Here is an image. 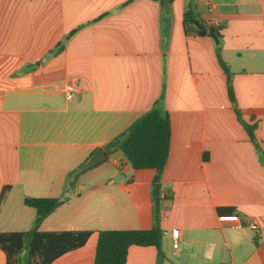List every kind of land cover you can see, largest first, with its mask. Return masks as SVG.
<instances>
[{"label":"crops","instance_id":"crops-1","mask_svg":"<svg viewBox=\"0 0 264 264\" xmlns=\"http://www.w3.org/2000/svg\"><path fill=\"white\" fill-rule=\"evenodd\" d=\"M123 1L0 0V232L31 228L36 211L23 198L60 196L68 171L162 95L170 139L159 226L180 239L173 248L162 237L160 264H264V0ZM190 2L220 27V55L258 148L229 100L218 42L183 29ZM154 174L121 150L80 170L38 230L91 233L48 264H93L100 229L150 228ZM232 213L237 221L218 218ZM157 258L154 245L132 244L124 264Z\"/></svg>","mask_w":264,"mask_h":264},{"label":"trees","instance_id":"trees-1","mask_svg":"<svg viewBox=\"0 0 264 264\" xmlns=\"http://www.w3.org/2000/svg\"><path fill=\"white\" fill-rule=\"evenodd\" d=\"M132 0H124L123 5ZM162 4H169L173 0H159ZM199 23V27L195 26ZM183 29L195 30L199 35H208L213 32L217 38L216 57L220 67L226 74V86L229 100L238 121L244 126L250 141L258 148L254 135L255 123H247L241 116L233 93L232 72L220 55V27L208 24L199 18L194 11L192 2L183 12ZM71 34L66 35V38ZM58 49L63 47L58 42ZM170 119L167 110L162 106V95L154 101L152 106L144 111L124 131L120 132L103 145L107 157L115 150H121L133 168H153L155 174L151 182L150 196L152 202V226L148 229H100L97 231V240L93 264H124L127 249L132 244L154 245L157 248V264L163 258L161 250L162 230L159 226L161 184L160 177L169 152ZM104 159V158H103ZM102 159V160H103ZM100 160V161H102ZM82 164L67 172L63 192L57 197L23 198L26 206L36 211L31 228L20 231L0 232V247L7 254L6 264H48L61 253L81 246L90 230H59L39 231L38 225L59 205L69 199V193L74 188L80 170L86 169ZM1 191V196L4 190ZM227 264V263H222Z\"/></svg>","mask_w":264,"mask_h":264},{"label":"built area","instance_id":"built-area-1","mask_svg":"<svg viewBox=\"0 0 264 264\" xmlns=\"http://www.w3.org/2000/svg\"><path fill=\"white\" fill-rule=\"evenodd\" d=\"M75 86L73 84L67 83L64 85V92L67 99H70L73 95ZM219 220L237 221L238 216L234 213L232 214H222L218 216ZM252 228H256V224L251 223ZM169 236L171 238V246L173 248L179 247L180 230L178 228L163 229L162 237Z\"/></svg>","mask_w":264,"mask_h":264},{"label":"water","instance_id":"water-1","mask_svg":"<svg viewBox=\"0 0 264 264\" xmlns=\"http://www.w3.org/2000/svg\"><path fill=\"white\" fill-rule=\"evenodd\" d=\"M195 25L197 27L200 26L198 22H195ZM209 35L211 37H213L215 42H218V38L213 32H210ZM105 156H106V153H105L104 149L102 147H97L91 153V155L82 163V166L83 167L91 166V165L95 164L96 162H98V161L102 160L103 158H105Z\"/></svg>","mask_w":264,"mask_h":264}]
</instances>
